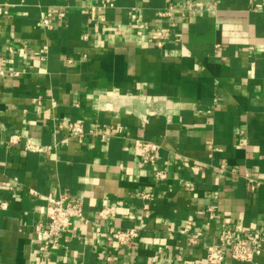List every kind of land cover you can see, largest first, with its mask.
<instances>
[{"label": "crops", "instance_id": "1", "mask_svg": "<svg viewBox=\"0 0 264 264\" xmlns=\"http://www.w3.org/2000/svg\"><path fill=\"white\" fill-rule=\"evenodd\" d=\"M108 1L0 0V264H202L226 230L260 233L264 264V0L188 19L156 17L183 0ZM135 140L158 145L152 165ZM61 196L84 219L44 258L32 225ZM129 227L139 237L117 247L110 231Z\"/></svg>", "mask_w": 264, "mask_h": 264}, {"label": "built area", "instance_id": "2", "mask_svg": "<svg viewBox=\"0 0 264 264\" xmlns=\"http://www.w3.org/2000/svg\"><path fill=\"white\" fill-rule=\"evenodd\" d=\"M214 0L209 5H202L198 0H183L181 4L176 6H168L161 11L156 12V17L166 19L176 17L188 19L195 15L210 12L216 7ZM112 3L105 0L104 7H112ZM6 14V11H1ZM51 14L58 19H64L66 14V6H55L51 9ZM44 27L49 28L50 23L48 19L41 20ZM166 33L168 30H165ZM175 36V35H174ZM151 39H160L159 34H151ZM163 42L156 41L155 47L161 48ZM215 48H219L216 45ZM9 55L12 52L10 48L7 49ZM6 64L4 56L0 55V71L3 70ZM59 128H64L68 135L72 138L81 139L85 136H102L100 129L85 131L83 125L79 122H66L63 125H58ZM14 143V139H10L8 144ZM137 152L140 161L143 165H152L156 160V152L158 145L154 142L145 140H135L132 146ZM26 151H41L35 149L28 143L25 144ZM156 180L161 181L166 178L164 171L157 170L154 172ZM143 198H149L147 194H140ZM47 201L53 206V209L46 213L44 220L32 225V235L34 242L37 244L36 249L42 257L46 258L52 248L58 247L61 237L68 231L74 220L82 221L84 219L82 212V205L79 200L67 196H61L58 199L47 197ZM6 204L2 203L1 208H5ZM109 216L106 209H101L97 213L99 220H104ZM97 226V224L95 225ZM186 233V230L182 231ZM140 231L137 227L129 228H113L110 231V238L117 247H131L136 239L139 237ZM199 234L193 235L190 239V244L193 245ZM261 234L258 232H248L244 235H238L236 230H226L217 238V244L208 245L205 248V258L202 264H220L226 257L233 261L248 262L257 264L256 258L261 252ZM110 259V258H108ZM177 264H201L199 261H182Z\"/></svg>", "mask_w": 264, "mask_h": 264}]
</instances>
